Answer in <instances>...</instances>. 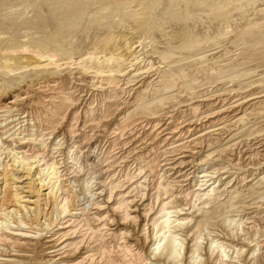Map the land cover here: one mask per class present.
Here are the masks:
<instances>
[{"label":"bare ground","instance_id":"obj_1","mask_svg":"<svg viewBox=\"0 0 264 264\" xmlns=\"http://www.w3.org/2000/svg\"><path fill=\"white\" fill-rule=\"evenodd\" d=\"M14 1L0 264H264V0Z\"/></svg>","mask_w":264,"mask_h":264},{"label":"rangeland","instance_id":"obj_2","mask_svg":"<svg viewBox=\"0 0 264 264\" xmlns=\"http://www.w3.org/2000/svg\"><path fill=\"white\" fill-rule=\"evenodd\" d=\"M17 1V0H16ZM16 1H14V2H16ZM28 12H27V14L29 15V14H31V12L29 11V9L27 10ZM30 16V15H29ZM89 18H90V16H89ZM199 25V24H198ZM196 26L195 27V30H202L204 27H203V24L202 25H199V26ZM91 28H92V25L90 26ZM87 28V24L85 23V22H83V24L78 28V30L77 31H75L74 33H73V35H72V38L77 42V43H79V44H81V45H84L83 47H87L88 45H89V43L90 42H92L91 40H94L95 38H96V35H100L101 33V35H103V30L102 29H95V30H93V28L91 29V28ZM201 27V28H200ZM203 27V28H202ZM90 29V30H89ZM123 28H120L119 30L117 29V30H115L114 31V34H117V33H123V30H122ZM102 32H101V31ZM95 31V32H94ZM97 31V32H96ZM84 33V34H83ZM92 35H91V34ZM95 33V34H94ZM77 34H79V36L77 35ZM91 35V36H93V37H91V39H90V37H89V39H88V37H87V35ZM88 35V36H89ZM100 35V36H101ZM95 36V37H94ZM76 37H78V38H76ZM76 38V39H75ZM80 38V39H79ZM79 41V42H78ZM90 41V42H89ZM81 42V43H80ZM89 42V43H88ZM85 43H86V45H85Z\"/></svg>","mask_w":264,"mask_h":264}]
</instances>
